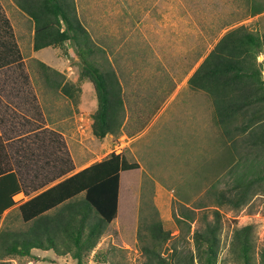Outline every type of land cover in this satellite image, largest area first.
<instances>
[{"label":"trees","instance_id":"obj_1","mask_svg":"<svg viewBox=\"0 0 264 264\" xmlns=\"http://www.w3.org/2000/svg\"><path fill=\"white\" fill-rule=\"evenodd\" d=\"M33 21V47L58 46L64 56L68 46L78 55L77 78L91 82L96 107L91 113V130L97 138L117 134L124 121V98L119 75L105 48L98 44L81 22L74 0H14ZM13 39L9 20L0 10V45ZM14 48L17 47L14 43ZM264 32L239 24L228 29L204 56L188 78V85L209 98L211 117L220 129L221 151L217 163L229 171L247 152L237 148L264 149ZM82 58V59H81ZM10 61L22 65L16 53ZM40 73L49 84L75 99L79 87L41 60ZM53 75H49L48 71ZM33 111L42 114L33 95ZM139 167L122 152L110 151L101 160L48 185L73 168L66 142L56 130L35 123L31 130H0V218L13 205L18 191L43 188L18 205L21 224L0 227V262L27 257L29 264L39 257L33 248L50 249L58 255L71 254L76 264H85L93 252L95 261L105 262L111 250L97 247L102 235L116 233L112 221L117 215L120 171ZM236 177L222 190L213 191L212 218L191 234L193 249L169 244L171 231L163 227L157 210L141 222L138 231L143 260L140 264H218L222 227L220 206L238 209L257 191L264 194V168ZM47 186V187H46ZM187 215V214H185ZM175 219L181 221L178 216ZM97 247V248H96ZM235 264H264V246L256 253L253 224L236 226L228 248ZM17 264V261H16ZM111 264H120L111 261Z\"/></svg>","mask_w":264,"mask_h":264},{"label":"rangeland","instance_id":"obj_2","mask_svg":"<svg viewBox=\"0 0 264 264\" xmlns=\"http://www.w3.org/2000/svg\"><path fill=\"white\" fill-rule=\"evenodd\" d=\"M2 1L9 9L17 31L22 35L25 34L28 31L25 25L26 19H23L25 17L15 9L11 0ZM161 2L166 3L160 4L158 9L166 15L162 13H160L161 16L157 15L156 20L160 23L150 20L153 9L144 7L145 10L152 9L147 12V17L143 18L144 32L138 31L136 36V31L130 32L131 27L128 22H125L123 36L119 32L117 40L110 44L108 41L113 38L106 36L103 22H95L94 17H91L90 12H93L92 8L94 9L93 0H77L84 25L89 28L92 36L106 47V55L122 79L126 93L131 92L128 81L134 80L132 83L134 84L137 80V71L127 70L126 66H135L143 56L153 66V69L150 67L145 71L144 74L147 76L144 81H140L142 87L137 88L143 91L141 96L137 99L133 98V101L129 100L130 97L127 98L126 108L124 107V120L125 115L128 117L126 116L123 129L131 131V134L121 136L120 131L111 137L110 148L113 151L122 152L130 161L139 162L138 168L121 172L119 212L112 222L116 233H110L111 235L106 238H101V244L111 251L107 255V260L102 263L92 258L94 252L92 251L86 258L85 264H111V261L120 264H140L143 254L140 249L138 231L141 222L146 218L150 219L154 214V209L157 210V216L161 218L163 227L171 231L172 237L169 244L186 251L193 249L191 239L193 230L202 227L205 220L212 218V210L215 207L213 191L226 188L246 169H250L248 173H251L264 168V149L254 146L237 148V155L247 152V160L238 161L232 171H229L228 166L224 167L217 163L222 145L218 140L220 129L214 125L211 117L210 102L204 94L194 92L186 86L188 76L222 33L239 24H246L248 28L253 26L243 20L248 18V5L244 0H210L208 22H199L200 7L195 1L193 17L196 22L188 23V27L198 34L202 32L203 38L186 40L178 38L181 32H174L177 29L175 21L167 14L172 11L179 12L183 5L179 0H161ZM115 9L119 14H116L118 22L115 25L119 28L121 18L127 19L124 16L126 8L117 5ZM130 11L129 8L127 12ZM177 27L179 28L178 25ZM262 28L264 29L263 23L260 25V31L263 30ZM177 32L180 35H176ZM263 32L264 30L258 31L260 34ZM133 38L137 39L134 41L136 45L132 48L128 47L127 43ZM148 38L152 45L147 43ZM123 39H125V46L122 44ZM150 50L155 52L148 53ZM42 54L52 55L51 47L43 53L36 54V57ZM60 55H57L59 61L66 66L64 67V78H70L69 71L70 76L74 78L78 76L81 69L78 55L73 51L67 56L61 52ZM263 56V53H260L257 59L261 61ZM26 61L32 87L36 89L38 98L41 99L38 104L40 111L44 109V112L48 113L52 110L49 104L51 97L64 104L65 110L70 109L71 101L73 102L79 94L76 93L75 99H68L63 94L56 93V89H49L46 92L37 61L30 55L26 56ZM162 62L167 66V70ZM72 70L74 72H71ZM175 88L178 91L176 96L172 93ZM93 104L91 103L90 106ZM95 107L94 104L92 108ZM86 110L88 111L89 107ZM91 139L85 138L88 151L81 152L82 155L87 156L85 163L99 160L109 152L108 150L92 151L96 143L95 139H92L93 144L88 141ZM70 146L75 154L76 150L72 141H70ZM219 210L222 227L218 264H235L228 248L236 226L253 224L256 253L264 246L263 193L257 191L246 204L238 209L224 205L220 206ZM175 216L181 218V221L178 222ZM10 217L11 225L21 224L17 211H13ZM51 257H49V262L40 261L34 264H76L75 259L69 253L56 257V259ZM20 258L21 260L19 257L16 258L17 264H29L27 257ZM14 259L7 261L6 264H16ZM0 264L4 263L0 262Z\"/></svg>","mask_w":264,"mask_h":264},{"label":"crops","instance_id":"obj_3","mask_svg":"<svg viewBox=\"0 0 264 264\" xmlns=\"http://www.w3.org/2000/svg\"><path fill=\"white\" fill-rule=\"evenodd\" d=\"M76 4V10L77 14L83 24L84 20L80 16L78 6H77V0H74ZM167 1V0H165ZM173 1V0H169ZM181 4L183 5V8L179 12H168L167 14L171 17L172 20L175 21L176 25V31L181 32V35L177 32L176 35H180L178 38H184L186 40H189L191 38L193 39H202V32H199L198 34L196 31H192L188 27V23L192 22L195 23L196 21L194 20V15H193V7L194 5H199L200 11H199V22H208L209 17H210V0H179ZM196 1V2H195ZM226 1V0H224ZM242 1V0H239ZM195 2V4H194ZM244 2L248 5L247 8V19H243L244 21L248 22L249 24H253V26L250 28L254 30H258L259 32H262L263 30L260 31V25L261 23L264 24V0H244ZM166 2H161V0H93L92 8L93 12H90L92 15L91 17H94V21L98 23H102L105 26V34L106 36L113 38L112 40H109L108 42L112 44L114 41H116V37L118 33H121V36H123V28L125 22H128L130 25V32L135 30L136 31V36L138 35V31L144 32L145 26L143 25L145 17H147V12L153 11L150 20L159 22L157 19L158 16H161L160 13L162 11H159L158 8L162 4H165ZM11 4L15 6V9H17L21 15L26 19V26L28 28V31H26L25 34L22 35L19 31H17V28L15 27L14 22L12 21V17L10 16L9 9L6 8L4 2L0 0V10L3 12L5 17L9 20L11 29L13 32V39L11 36H7V47L1 46L0 45V62L4 60H10V58L14 57L16 53H19L21 55V60H22V65H18L16 61H10L9 63H4L3 65L0 66V130H31L33 128V125L35 123H42V127L46 128L48 130H56L58 133L61 134L63 137L64 141L66 142L67 148L69 150L72 163H73V168L68 171L67 173L61 175L60 177L56 178L55 180L51 181L48 183L47 186L54 184L55 182L63 179L64 177L90 165L91 163L98 161H92L90 163H85L87 156L82 155V151H88L86 149V141L85 138H92L95 139L96 147L92 151H98L100 150L101 152L104 151H112L111 143H112V135L113 134H106L103 138H97L92 134L91 130V113L94 108L93 105H96V95H95V90L91 84L90 81H86V79L80 80L77 78V75L72 77L70 76V71H69V77L70 78H65L66 80H69L73 83H75L80 89L77 92L79 95L78 97L71 103L72 106L71 108H67L65 110L64 104L60 103L57 99L51 97V102L49 104L52 106V110L48 111V113L44 112V109L41 110V114L43 116L42 121L41 118L38 116L39 113H34L33 111V95H35L36 101L39 104L41 101L40 98H38V93L35 91L32 87V81L30 78V74L28 72L27 68V61H26V56L30 55V57L34 58L35 60H41L45 62L47 65L52 67L53 69L61 72L64 75V65L63 62H60L58 59V56L60 55L61 49L58 46H44L39 49H34L33 47V32H34V27H33V21L30 19V16L23 11L14 0H11ZM161 4V5H160ZM120 5L121 7L126 8V15L124 16L127 19H124V17L121 18L119 21L121 23V27H117L115 24L118 18V10L115 9V6ZM144 7H150L152 9H143ZM131 9L130 12H127L128 9ZM139 8V9H135ZM117 14V15H116ZM128 14L130 16L128 17ZM163 15H166V13H162ZM122 16V14H120ZM158 15V16H157ZM172 15V16H171ZM120 17V16H119ZM248 20V21H247ZM245 22V23H246ZM258 24V25H257ZM123 25V26H122ZM179 26V28L177 27ZM86 26V25H85ZM87 30L89 31L91 37L98 43L100 44L93 36L89 28L86 26ZM132 29V30H131ZM228 30V29H227ZM226 30V31H227ZM184 31V32H183ZM225 31V32H226ZM224 32V33H225ZM222 33L218 39L224 34ZM152 37V36H151ZM123 38V37H122ZM136 38H133L130 40L127 45L128 47H131L136 45L134 41ZM217 39V40H218ZM125 39H123V46L126 44L124 43ZM217 42V41H216ZM215 42V43H216ZM14 43L17 47V50L14 48ZM149 45L151 44V41L148 38ZM214 43V44H215ZM101 45V44H100ZM104 47L103 45H101ZM187 46V45H186ZM214 46V45H213ZM51 47L52 49V55H45L42 54L38 58L36 57V54H39L40 52H44L46 49ZM72 48V50H71ZM106 48V47H104ZM153 48V47H152ZM73 47L68 46V52L69 54L72 53ZM153 50L148 51L151 52ZM30 52V53H28ZM155 52V51H153ZM62 54V53H61ZM179 54V53H176ZM58 55V56H57ZM163 67L167 70V66L162 62ZM199 65V64H198ZM152 68V64L148 62L145 56H143L142 59H140V62L134 65H129L126 66L127 70H136L137 71V80L136 83L132 84L134 80L128 81L130 87H131V92L126 93L123 85V81L120 78V82L122 85V92H123V98H124V107L126 108V103H127V98H129L130 101H133V98L137 99V97L141 96L142 92L141 90L137 89L139 86H141L140 81H144L145 77L147 74H144L146 70L149 68ZM115 68V67H114ZM176 68V67H175ZM153 69V68H152ZM71 70V66H70ZM116 70V68H115ZM195 70V69H194ZM193 70V71H194ZM117 71V70H116ZM71 72H74L72 70ZM49 75H53L52 71H48ZM193 73V72H192ZM191 73V74H192ZM190 74V75H191ZM188 76V78L190 77ZM41 78L43 80V85L45 87V91L48 92L49 89H56L52 87L48 80L41 74ZM188 78L186 80V86L189 87L188 85ZM88 83V84H87ZM142 87V86H141ZM89 88V89H86ZM92 89V90H91ZM190 90L194 92H198L201 94H204L207 100L209 101L208 96L200 90H194L189 87ZM56 93L63 94L66 96L68 99H70L69 96L64 94L59 88L56 89ZM172 93L176 96L178 91L177 88L172 90ZM47 97V96H46ZM48 98V97H47ZM44 99V98H43ZM91 103H94L93 105L90 106ZM41 104V103H40ZM89 107V110L87 111L86 109ZM42 108V107H41ZM43 112V113H42ZM48 115V116H47ZM125 115V120L124 123H122V130L120 135L121 136H129L131 134V131L124 130V124L126 122V117ZM40 120H39V119ZM91 140H88L92 142ZM70 141H72L73 146L75 147L76 153L74 154L71 146H70ZM89 142V143H90ZM93 144V142H92ZM89 147V146H88ZM91 148L89 147V150ZM90 151V152H92ZM108 152V153H109ZM93 153V152H92ZM106 156V155H105ZM104 156V157H105ZM103 158V157H102ZM100 158L99 160H101ZM135 169V168H134ZM129 170V169H128ZM120 171V178H121V172ZM46 186V187H47ZM44 188V187H43ZM43 188L25 193L24 191H18L13 195L14 203L7 209H5L1 215L0 218V227L3 225L8 224L9 226L11 225V214L13 211H17L20 217V213L18 210V205L25 200L29 199L33 195H35L37 192L41 191ZM119 197H120V180H119V196H118V206H119ZM119 209L117 207V215H118ZM116 215V217H117ZM115 217V218H116ZM114 218V219H115ZM113 219V220H114ZM113 222V221H112ZM109 236V234L102 235L101 238H106ZM101 238L99 243L97 244V247L102 245L101 243ZM96 247V248H97ZM32 252L34 254H37L39 259L37 262L43 261V262H49L51 258H55L62 256L58 255L55 252H53L50 249L43 250V249H38V248H33ZM44 253V254H43ZM48 253V254H47ZM47 254V255H46ZM16 262V261H15Z\"/></svg>","mask_w":264,"mask_h":264},{"label":"water","instance_id":"obj_4","mask_svg":"<svg viewBox=\"0 0 264 264\" xmlns=\"http://www.w3.org/2000/svg\"><path fill=\"white\" fill-rule=\"evenodd\" d=\"M82 59V58H81ZM263 75H264V72H263Z\"/></svg>","mask_w":264,"mask_h":264}]
</instances>
